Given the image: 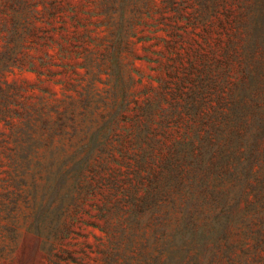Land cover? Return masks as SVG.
Wrapping results in <instances>:
<instances>
[{
	"label": "rangeland",
	"instance_id": "obj_1",
	"mask_svg": "<svg viewBox=\"0 0 264 264\" xmlns=\"http://www.w3.org/2000/svg\"><path fill=\"white\" fill-rule=\"evenodd\" d=\"M250 35L264 0H0V264H264V173H212Z\"/></svg>",
	"mask_w": 264,
	"mask_h": 264
},
{
	"label": "trees",
	"instance_id": "obj_2",
	"mask_svg": "<svg viewBox=\"0 0 264 264\" xmlns=\"http://www.w3.org/2000/svg\"><path fill=\"white\" fill-rule=\"evenodd\" d=\"M255 36L250 35L244 45L243 80L237 86V95L232 96L225 128L215 138L212 173L220 170L233 175L236 165L232 160L244 156L249 158L250 165L258 166L257 173H264V39ZM236 207L233 205L230 211ZM242 224L254 232L250 221L243 218ZM263 232L259 227L255 233L257 247L263 243Z\"/></svg>",
	"mask_w": 264,
	"mask_h": 264
}]
</instances>
